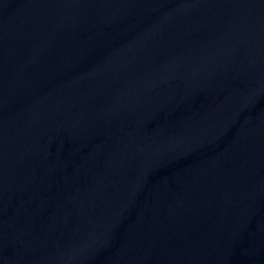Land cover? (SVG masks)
<instances>
[{
  "label": "water",
  "instance_id": "water-1",
  "mask_svg": "<svg viewBox=\"0 0 264 264\" xmlns=\"http://www.w3.org/2000/svg\"><path fill=\"white\" fill-rule=\"evenodd\" d=\"M0 264H264V0H0Z\"/></svg>",
  "mask_w": 264,
  "mask_h": 264
}]
</instances>
